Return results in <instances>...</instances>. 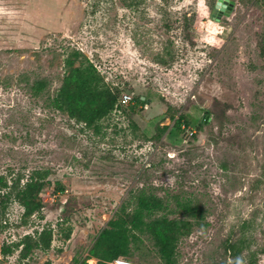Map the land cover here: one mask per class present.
<instances>
[{"label": "rangeland", "instance_id": "1", "mask_svg": "<svg viewBox=\"0 0 264 264\" xmlns=\"http://www.w3.org/2000/svg\"><path fill=\"white\" fill-rule=\"evenodd\" d=\"M230 1L219 13L218 0H0V176L53 184L31 218L14 199L1 205L0 264H79L141 191L162 205L146 221L194 224L177 264H264V0ZM69 59L146 102L97 129L75 122L51 105ZM181 116L192 139L176 131ZM45 228L51 248L23 258L17 246ZM138 235L135 263L165 264ZM230 237L247 246L237 259Z\"/></svg>", "mask_w": 264, "mask_h": 264}, {"label": "trees", "instance_id": "2", "mask_svg": "<svg viewBox=\"0 0 264 264\" xmlns=\"http://www.w3.org/2000/svg\"><path fill=\"white\" fill-rule=\"evenodd\" d=\"M68 74L64 79L63 85L59 93L52 100L53 109L67 113L68 116L79 124H83L86 128L97 129L98 124L108 117L118 108H126L133 112L135 101L145 103L146 98H134V103L128 106L120 104L122 95L124 94L119 87L108 85L97 70L96 66L88 62L82 63L81 66L75 67L74 62L69 59L66 63ZM47 88L45 81H38L32 87L31 91L35 97L41 95ZM182 121L189 125L185 116H181L175 123L176 131L181 133ZM189 127V126H187ZM199 123L198 128H202ZM167 127L160 130L164 131ZM185 132V131H184ZM194 137V135L192 136ZM192 137H190L192 139ZM160 137H157L159 139ZM25 175L19 174L17 178L6 181L0 176V207L6 201L14 199L24 208V217L31 218L40 213L44 209L43 191L52 187L50 181H46L38 174H32L24 182ZM55 192H63L59 183L54 184ZM3 189L7 190L2 194ZM68 200L65 206H62L63 212L69 206ZM162 205L158 199L151 194L141 191L137 196L136 207L131 213H127L124 209L122 214L116 219L109 222L108 227L103 229L98 236L95 244L89 251L88 258L79 264H88V260L94 258L97 264H110L117 258H127L134 261V251L131 244L137 243L140 239L138 234L148 232L154 240L158 252L165 264H177V248L180 239L189 236L194 227L190 221L169 220L167 217H161L146 221V217H151L156 211H160ZM2 226V223H0ZM68 238L70 237L67 236ZM53 241V232L50 228H45L33 240L31 236H26L21 245H24L21 254L26 258L33 250L40 249L47 251L51 248ZM244 240H234L228 238L225 243L226 253L234 259L239 258L245 251ZM10 249L5 248L4 252L8 253ZM135 262V261H134ZM256 260L252 264H256ZM231 264H237V260Z\"/></svg>", "mask_w": 264, "mask_h": 264}, {"label": "built area", "instance_id": "3", "mask_svg": "<svg viewBox=\"0 0 264 264\" xmlns=\"http://www.w3.org/2000/svg\"><path fill=\"white\" fill-rule=\"evenodd\" d=\"M134 103V96L129 93H124L122 95V98L120 100V104L123 106H128L130 104ZM182 130L185 131L186 135H189V137H192L195 135L196 131L192 130L190 127H187L185 124L182 125ZM97 264V261L96 263ZM110 264H136L133 260L127 259V258H117L114 261H112Z\"/></svg>", "mask_w": 264, "mask_h": 264}, {"label": "water", "instance_id": "4", "mask_svg": "<svg viewBox=\"0 0 264 264\" xmlns=\"http://www.w3.org/2000/svg\"><path fill=\"white\" fill-rule=\"evenodd\" d=\"M232 5H233V2H231L230 0H218L216 11L219 13L225 12L227 8L232 9ZM209 119H210V116L205 115L202 118L201 123L206 124Z\"/></svg>", "mask_w": 264, "mask_h": 264}]
</instances>
